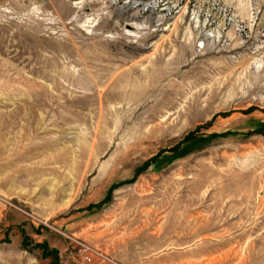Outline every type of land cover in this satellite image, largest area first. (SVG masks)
<instances>
[{"label":"rangeland","instance_id":"rangeland-1","mask_svg":"<svg viewBox=\"0 0 264 264\" xmlns=\"http://www.w3.org/2000/svg\"><path fill=\"white\" fill-rule=\"evenodd\" d=\"M0 264H264V0H0Z\"/></svg>","mask_w":264,"mask_h":264},{"label":"bare ground","instance_id":"bare-ground-1","mask_svg":"<svg viewBox=\"0 0 264 264\" xmlns=\"http://www.w3.org/2000/svg\"><path fill=\"white\" fill-rule=\"evenodd\" d=\"M132 82V81H131ZM127 89H129L128 87H131V91H132V93H139V91H138V89H134L133 90V88H135V84L134 83H128L127 85ZM125 87V86H124ZM127 92V91H126ZM122 95V94H121ZM118 96L120 97V94H118ZM122 97V96H121ZM129 97V96H128ZM125 98V97H124ZM122 99V98H121ZM125 100V99H124ZM183 115V114H182ZM181 117V116H180Z\"/></svg>","mask_w":264,"mask_h":264}]
</instances>
